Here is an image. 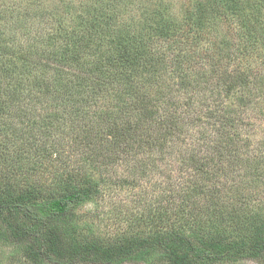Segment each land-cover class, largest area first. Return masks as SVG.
<instances>
[{"label":"trees","instance_id":"1","mask_svg":"<svg viewBox=\"0 0 264 264\" xmlns=\"http://www.w3.org/2000/svg\"><path fill=\"white\" fill-rule=\"evenodd\" d=\"M143 180L128 244L80 227ZM0 239L20 264H264V0H0Z\"/></svg>","mask_w":264,"mask_h":264},{"label":"rangeland","instance_id":"2","mask_svg":"<svg viewBox=\"0 0 264 264\" xmlns=\"http://www.w3.org/2000/svg\"><path fill=\"white\" fill-rule=\"evenodd\" d=\"M151 189L150 182L147 183L146 180H143L141 185L115 189L116 191L113 192V196L101 200L97 207L93 203L85 205L80 208L76 214L80 227L86 230V232H88L87 229L92 227L94 240L105 243V245L110 248L115 249L124 244H128V242L132 240V236H134L132 233L141 228L137 227V216L132 215L130 211H128L133 208L128 206L134 205V200H137L139 194L141 195L144 192H149ZM131 220L134 222L132 226L133 229H129ZM14 249L15 247L12 243L0 239V254L4 264H20L18 260L10 263L7 258L9 253ZM124 264L143 263L128 262ZM240 264L258 263L247 261Z\"/></svg>","mask_w":264,"mask_h":264}]
</instances>
